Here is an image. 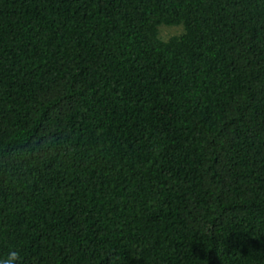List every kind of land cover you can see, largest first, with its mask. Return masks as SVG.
I'll return each mask as SVG.
<instances>
[{"label": "trees", "instance_id": "obj_1", "mask_svg": "<svg viewBox=\"0 0 264 264\" xmlns=\"http://www.w3.org/2000/svg\"><path fill=\"white\" fill-rule=\"evenodd\" d=\"M11 250L264 264V0H0Z\"/></svg>", "mask_w": 264, "mask_h": 264}, {"label": "rangeland", "instance_id": "obj_2", "mask_svg": "<svg viewBox=\"0 0 264 264\" xmlns=\"http://www.w3.org/2000/svg\"><path fill=\"white\" fill-rule=\"evenodd\" d=\"M181 27L182 26H179V27L178 26H175V27L162 26V28L160 29L161 39L167 41L171 37L181 34L183 32Z\"/></svg>", "mask_w": 264, "mask_h": 264}, {"label": "clouds", "instance_id": "obj_3", "mask_svg": "<svg viewBox=\"0 0 264 264\" xmlns=\"http://www.w3.org/2000/svg\"><path fill=\"white\" fill-rule=\"evenodd\" d=\"M20 253L15 250L9 251L6 258L0 259V264H19Z\"/></svg>", "mask_w": 264, "mask_h": 264}]
</instances>
